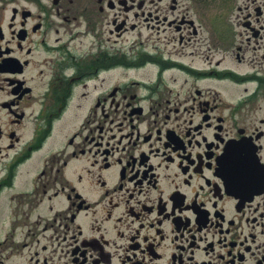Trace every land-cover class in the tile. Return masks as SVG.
<instances>
[{
	"label": "flooded vegetation",
	"instance_id": "af4514ba",
	"mask_svg": "<svg viewBox=\"0 0 264 264\" xmlns=\"http://www.w3.org/2000/svg\"><path fill=\"white\" fill-rule=\"evenodd\" d=\"M0 264H264V0H0Z\"/></svg>",
	"mask_w": 264,
	"mask_h": 264
}]
</instances>
